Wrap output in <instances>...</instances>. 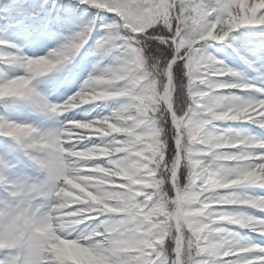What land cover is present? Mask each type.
Returning a JSON list of instances; mask_svg holds the SVG:
<instances>
[{
	"label": "snow or ice",
	"instance_id": "6c2138e0",
	"mask_svg": "<svg viewBox=\"0 0 264 264\" xmlns=\"http://www.w3.org/2000/svg\"><path fill=\"white\" fill-rule=\"evenodd\" d=\"M0 264H264V0H0Z\"/></svg>",
	"mask_w": 264,
	"mask_h": 264
}]
</instances>
